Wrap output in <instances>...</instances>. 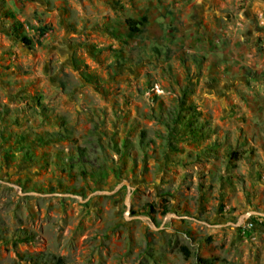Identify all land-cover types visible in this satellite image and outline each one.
<instances>
[{
  "label": "rangeland",
  "instance_id": "obj_1",
  "mask_svg": "<svg viewBox=\"0 0 264 264\" xmlns=\"http://www.w3.org/2000/svg\"><path fill=\"white\" fill-rule=\"evenodd\" d=\"M38 252L264 264V0H0V264Z\"/></svg>",
  "mask_w": 264,
  "mask_h": 264
},
{
  "label": "trees",
  "instance_id": "obj_2",
  "mask_svg": "<svg viewBox=\"0 0 264 264\" xmlns=\"http://www.w3.org/2000/svg\"><path fill=\"white\" fill-rule=\"evenodd\" d=\"M128 31L130 34H135L139 31V27L142 26V24L145 22V18L141 17L138 20L127 18L125 20ZM22 42L26 43L28 41L27 38H25L24 35L17 36ZM182 252L186 255L188 253L187 249L185 247H181ZM40 255L42 256V260H51L53 264H64L62 258L60 257H54L50 254L44 253V252H38V253H31L26 255V260L31 262L32 264H38V260L36 259V256ZM205 263L209 262L208 259H203Z\"/></svg>",
  "mask_w": 264,
  "mask_h": 264
}]
</instances>
